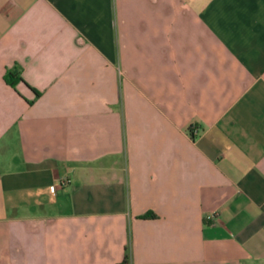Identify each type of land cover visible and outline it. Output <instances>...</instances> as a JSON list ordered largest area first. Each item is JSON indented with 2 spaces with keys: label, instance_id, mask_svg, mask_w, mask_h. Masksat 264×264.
I'll return each instance as SVG.
<instances>
[{
  "label": "crops",
  "instance_id": "0c3cea01",
  "mask_svg": "<svg viewBox=\"0 0 264 264\" xmlns=\"http://www.w3.org/2000/svg\"><path fill=\"white\" fill-rule=\"evenodd\" d=\"M124 253L264 264V0H0V264Z\"/></svg>",
  "mask_w": 264,
  "mask_h": 264
},
{
  "label": "trees",
  "instance_id": "16d2710c",
  "mask_svg": "<svg viewBox=\"0 0 264 264\" xmlns=\"http://www.w3.org/2000/svg\"><path fill=\"white\" fill-rule=\"evenodd\" d=\"M4 80L11 87H14V85L17 84L19 81H23V79L20 76H17L15 74V72H12V71H9V70L5 71ZM32 90H33V92H34L36 97H38L40 95L39 92H37L36 90H34V89H32ZM29 102H32V101H29ZM139 218L153 219V218H156V215L154 213H152V212H147L145 214L144 213L141 214L139 216ZM116 264H128L127 253H124V256H123L122 260L119 263H116Z\"/></svg>",
  "mask_w": 264,
  "mask_h": 264
},
{
  "label": "built area",
  "instance_id": "2783aa9c",
  "mask_svg": "<svg viewBox=\"0 0 264 264\" xmlns=\"http://www.w3.org/2000/svg\"><path fill=\"white\" fill-rule=\"evenodd\" d=\"M50 189L53 191L54 187H53V186H51V187H50ZM209 217H210V216H208V218H209ZM210 218H211V217H210Z\"/></svg>",
  "mask_w": 264,
  "mask_h": 264
}]
</instances>
